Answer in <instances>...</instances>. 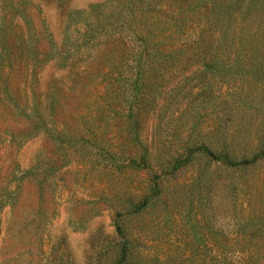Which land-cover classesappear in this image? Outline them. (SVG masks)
Returning a JSON list of instances; mask_svg holds the SVG:
<instances>
[{
  "label": "rangeland",
  "instance_id": "obj_1",
  "mask_svg": "<svg viewBox=\"0 0 264 264\" xmlns=\"http://www.w3.org/2000/svg\"><path fill=\"white\" fill-rule=\"evenodd\" d=\"M125 239L126 264H264V0H0V264Z\"/></svg>",
  "mask_w": 264,
  "mask_h": 264
},
{
  "label": "trees",
  "instance_id": "obj_2",
  "mask_svg": "<svg viewBox=\"0 0 264 264\" xmlns=\"http://www.w3.org/2000/svg\"><path fill=\"white\" fill-rule=\"evenodd\" d=\"M134 111H131L129 116L127 117V125H126V131L125 133L129 130H132L133 128L139 129V126L137 125V119H135L133 117ZM135 137L134 139H137V144L140 146L141 148V152L138 156V158H130V162L134 163L137 165V167H147V165H149V159H148V150L146 148L143 147V145H141V141L138 140V137H136V131L134 132ZM211 160H216L221 164H224L226 166L232 167L238 164H241V162L239 161H234V158L232 156H229L228 154L224 153L221 154L220 156L217 157H213L210 156ZM199 160V156L195 155L191 152L186 153L185 156H179V157H170L168 159L167 162L173 161L172 166H171V171H165L164 174H172L174 173L176 169L180 168L181 166H188L191 165L194 161H198ZM140 168V169H143ZM205 177L204 172L201 170L200 172H195L194 176H193V181L196 182H200L201 179ZM161 177L153 174L152 180L148 183V187L144 190H135L138 192V194L136 195L137 197H139L137 200H132L131 201V208H130V213L131 214H135V213H139L142 209H144L145 207H147V205H149V203L151 202H155L157 201L163 191H165V186L162 185V180H160ZM116 228L117 231L121 232L122 227L118 222H116ZM129 246H128V240L125 239L123 240V242L120 244V248L119 251L117 253V257L115 258V262L114 264H126L128 263V259H129V250H128ZM232 255V256H231ZM248 254L245 253H240V254H231L228 257L229 258V262H223L222 264H250L251 261H248L247 258Z\"/></svg>",
  "mask_w": 264,
  "mask_h": 264
}]
</instances>
